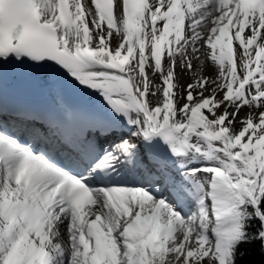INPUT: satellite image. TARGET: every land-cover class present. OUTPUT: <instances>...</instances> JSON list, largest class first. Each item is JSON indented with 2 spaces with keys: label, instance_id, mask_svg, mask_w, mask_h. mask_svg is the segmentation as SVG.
<instances>
[{
  "label": "snow or ice",
  "instance_id": "obj_1",
  "mask_svg": "<svg viewBox=\"0 0 264 264\" xmlns=\"http://www.w3.org/2000/svg\"><path fill=\"white\" fill-rule=\"evenodd\" d=\"M252 245L264 0H0V264H242Z\"/></svg>",
  "mask_w": 264,
  "mask_h": 264
},
{
  "label": "bare ground",
  "instance_id": "obj_2",
  "mask_svg": "<svg viewBox=\"0 0 264 264\" xmlns=\"http://www.w3.org/2000/svg\"><path fill=\"white\" fill-rule=\"evenodd\" d=\"M81 90L84 92V95L80 97L77 102H74V104L90 110L108 111L107 105L103 101L102 97L91 90Z\"/></svg>",
  "mask_w": 264,
  "mask_h": 264
},
{
  "label": "trees",
  "instance_id": "obj_3",
  "mask_svg": "<svg viewBox=\"0 0 264 264\" xmlns=\"http://www.w3.org/2000/svg\"><path fill=\"white\" fill-rule=\"evenodd\" d=\"M242 264H264V256L260 254L257 245H252L249 247L248 253L243 258Z\"/></svg>",
  "mask_w": 264,
  "mask_h": 264
},
{
  "label": "rangeland",
  "instance_id": "obj_4",
  "mask_svg": "<svg viewBox=\"0 0 264 264\" xmlns=\"http://www.w3.org/2000/svg\"><path fill=\"white\" fill-rule=\"evenodd\" d=\"M205 73L207 75H214L215 74V68L211 66L210 64L205 68ZM183 82L187 83L190 82V76L183 77Z\"/></svg>",
  "mask_w": 264,
  "mask_h": 264
}]
</instances>
